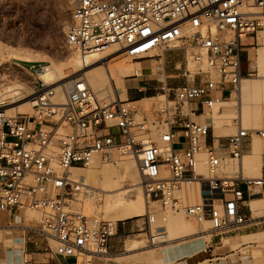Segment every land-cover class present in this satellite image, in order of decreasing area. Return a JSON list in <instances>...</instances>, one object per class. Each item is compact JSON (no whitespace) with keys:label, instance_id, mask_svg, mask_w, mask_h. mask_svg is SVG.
<instances>
[{"label":"built area","instance_id":"built-area-1","mask_svg":"<svg viewBox=\"0 0 264 264\" xmlns=\"http://www.w3.org/2000/svg\"><path fill=\"white\" fill-rule=\"evenodd\" d=\"M64 39L83 67L90 56L110 49L117 58L107 60L108 66L177 52L182 66L175 78L182 83H162L143 100H121L117 93L112 99L108 91L99 97L83 73L48 85L38 73L50 65H30L35 78L24 95L34 104L32 114L8 116L13 97L0 91V212L39 213L33 224L18 228L51 242L49 249L73 264L110 260L117 224L76 211L89 189L71 170L116 165L129 156L137 160L146 205L157 204L162 222L168 214H183L198 225L208 223L213 234L246 224L244 194L255 196L264 174L247 178L242 168L232 176L218 174L227 157L241 162L245 142L264 139V129L242 127L238 112L235 132L215 137L211 116L240 95L244 80L261 77L249 56L264 47V0H73ZM195 77L201 80L194 83ZM152 99L145 107L143 101ZM260 164L264 172V153ZM183 184L196 189L181 194ZM186 197L197 201L184 205ZM141 219L143 226L132 235H145L148 246L165 243L166 230L155 225V213Z\"/></svg>","mask_w":264,"mask_h":264},{"label":"rangeland","instance_id":"rangeland-1","mask_svg":"<svg viewBox=\"0 0 264 264\" xmlns=\"http://www.w3.org/2000/svg\"><path fill=\"white\" fill-rule=\"evenodd\" d=\"M72 2L73 0H0V76L2 75L0 78V91H2V86L4 84L13 83L15 81H20L24 84L26 83L25 85L28 87L32 85L35 77L28 71V68L33 63H47V65L52 67L57 66V62L63 61L67 56H76L75 53H73V51L67 46L64 39V28L69 19ZM258 49L264 50V47H259ZM15 53L27 55L28 60L23 61L17 58ZM245 58V55H243L241 61L242 70H244L247 65ZM143 60L148 59L123 60L122 63L126 66V68L133 67L129 76L123 77L122 79L124 90L126 89L125 83L127 80L134 79L130 76L134 74L133 70L135 69L134 67L136 63ZM251 60L254 62V59ZM255 65L257 66L256 63ZM167 70L173 72V64H170ZM54 79L56 80L55 77ZM261 80V77H254L247 81L249 84H255ZM133 84H136L135 80H133ZM102 87L103 89L98 92L101 93V95L99 94V97L107 96V90L104 88L105 86ZM116 93L119 94V98L121 100L128 99L126 98V94L124 93L123 95L121 90H117V88L115 94ZM109 95L113 97L111 92ZM152 96H154V93ZM155 101L156 99L144 100L143 103L144 106L148 108ZM223 106L226 108L224 109ZM223 109L225 110V114L222 111ZM238 112L240 113L242 127L248 129H264V94L258 90L251 91L250 88L243 91L241 84L240 95L233 96L231 100H227L226 104L221 105L216 113L214 112L212 114L211 119L213 135L215 137H227L233 134L235 132V127L232 125V119L236 117ZM195 120L203 121L204 118L201 117ZM251 142L253 152L250 155L243 156L241 161L242 165L241 162H237L227 157L222 162L221 172L218 174L219 177L224 174L232 176L234 173L239 171L240 168H242L243 175L247 178L259 177L261 169L260 157L263 154L262 147L264 142L263 139H259L257 137H253ZM99 166H101V164ZM76 174L79 175L78 173ZM181 188V194L186 193L189 195L188 191L196 189V185L183 184ZM191 194L193 195V193ZM79 200L80 202H77L78 204L75 206V209L85 216L99 215L102 219L113 221L116 224L141 220V216L129 219L110 220L104 216L100 210H97V207L99 204L101 205V203L96 201V199L92 201V206L88 204L89 202L86 195L81 197ZM196 201L197 198L194 197L192 202L195 203ZM192 202L191 200L188 202L184 200L183 204L188 205ZM262 208L264 209V205ZM148 209L156 215L155 225L164 227L166 232L168 231L171 237L173 236V240L169 244L165 242L159 245L160 247L157 250L146 244L147 240L145 235H131L130 237L125 238L122 251L119 252L120 254H111L110 256H112V258L109 261L101 260V264H152L148 256L150 252H159V250L166 251V249H164L165 245L172 247L174 244L185 243L189 240L196 239V241L200 242V237L207 240L209 236L213 234L209 231L208 223L198 225L193 219L188 218L183 214H168L167 220L162 222L157 211V204L149 205ZM24 214L26 215L28 221L38 220L40 217L39 213L32 211H26ZM246 217L249 219L246 224L257 223V226L264 227V216L258 219H252L250 215ZM184 221H188L192 226L194 232L193 235L182 236L181 234H177V232L175 233L173 231L175 223H182ZM18 227L15 228L19 229L21 233H24L22 229ZM49 243L52 245L51 242ZM131 243L137 244L138 249L134 251H125L127 246ZM198 245H201V243ZM252 249L253 248H250L253 255Z\"/></svg>","mask_w":264,"mask_h":264},{"label":"crops","instance_id":"crops-1","mask_svg":"<svg viewBox=\"0 0 264 264\" xmlns=\"http://www.w3.org/2000/svg\"><path fill=\"white\" fill-rule=\"evenodd\" d=\"M250 54L251 60L253 52L250 51ZM170 64L174 66L173 72L167 70ZM136 65L134 68H138L139 77L129 79L125 83L126 98L130 100L151 97L162 83L169 86L182 83L181 79L175 78L182 66V56L177 52L164 50L155 57L137 62ZM195 68L194 65V71ZM133 80L136 84H133ZM200 80V77H195L194 83ZM252 148V142L246 141L244 155H250L253 152ZM262 152L264 153V143ZM263 174L260 169L259 177ZM238 188L244 190L243 185H239ZM243 200L246 207L241 210L242 214L253 218L248 204L251 201L264 202V187L253 197L244 194ZM28 223L34 222L28 221L25 214L18 217L14 211L0 212V264H21L24 259L28 264H73L71 258L63 259L56 256L43 237L33 233H21L15 228ZM143 223L141 219L117 224L116 233L108 244L110 255L120 254L125 238L137 232ZM198 244L196 239L189 240L174 244L166 251L150 252L148 256L152 264H264V227L257 226V223L244 224L230 233L212 234L207 240L203 239L201 245ZM250 248H253L255 257ZM92 264L101 263L94 260Z\"/></svg>","mask_w":264,"mask_h":264},{"label":"bare ground","instance_id":"bare-ground-1","mask_svg":"<svg viewBox=\"0 0 264 264\" xmlns=\"http://www.w3.org/2000/svg\"><path fill=\"white\" fill-rule=\"evenodd\" d=\"M116 55L117 53H115L113 49L95 54L87 59L86 67L81 66V63L77 56L70 55L67 56L63 61L57 62V66L50 67L47 72H39L38 76L48 85H58L66 83V80L71 78L73 75L83 73L92 90H94L95 92H99L103 89L102 86H105L104 88L109 93L111 92L113 94V97L116 98V88L117 90H121L122 94L124 95L125 90L124 85L122 84V79L123 77L129 76L131 69L133 68H126V66L122 63L123 61L116 62L115 64L108 66L107 60L111 58L116 59ZM15 56L23 61L28 60L27 55L15 53ZM251 58L254 59L257 67H259L262 80L256 82L255 84H249L247 80H244L242 83V90L246 91L250 88L251 91L258 90L264 94V50L258 49L256 51V55L252 56ZM135 72L139 74L138 68H135L133 70V73ZM54 77L56 78V80L54 79ZM25 84L20 81H15L13 83L4 85L2 84V91L8 93L10 97H13V100L5 108L6 114L8 116H11L15 113L32 114V107L34 104L24 95L29 90L28 86ZM113 97L111 98L114 99ZM56 100L60 103L63 102V97L60 94L59 90ZM226 103L227 102H224L223 105ZM225 108L226 107H224V109ZM224 109L222 110L223 113L225 111ZM99 165L100 164L98 163H94L92 167H89L86 170H71L72 176L81 177L84 180L85 185L88 187L89 193L88 195H86V197L90 206H92V201L94 199H96V201H99L101 205L99 204L97 210H100L104 214V216H106L110 220L138 217L146 214L149 211L148 206L145 202V197L139 185L140 175L138 173L136 159L126 156L120 159V161H118L116 165ZM76 173H78L79 175H77ZM185 200L186 202H188V197H186ZM263 205V201L249 202L248 207L253 216L252 219H258L264 216V209L262 208ZM173 231L175 233L177 232V234H181L182 236L194 234L192 226L188 221L175 223L173 226ZM166 233L167 238L165 242L169 244L173 240V236L171 237L168 231ZM199 241V243H202L203 237H200ZM152 247L158 250L160 246L156 245ZM169 247L171 246L165 245L164 249H167ZM137 249V244L131 243L127 246L125 251H134ZM254 254H256V252H254ZM103 261L109 260L103 259Z\"/></svg>","mask_w":264,"mask_h":264}]
</instances>
